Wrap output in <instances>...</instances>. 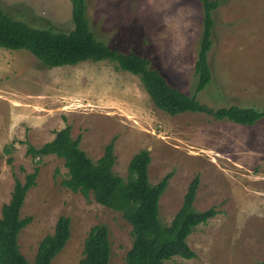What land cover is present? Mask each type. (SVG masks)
I'll list each match as a JSON object with an SVG mask.
<instances>
[{
	"label": "rangeland",
	"instance_id": "374dc122",
	"mask_svg": "<svg viewBox=\"0 0 264 264\" xmlns=\"http://www.w3.org/2000/svg\"><path fill=\"white\" fill-rule=\"evenodd\" d=\"M0 5L32 27L66 32L73 27L71 0H0ZM86 6L98 40L145 56L171 84L188 95L195 92L203 27L199 0H86ZM212 17L211 81L196 98L213 108L264 110V0H219ZM66 125L94 161L113 141L112 169L122 177L135 153L149 151V182L171 174L159 199L163 223L171 221L192 180L194 207H215L217 214L187 237L196 255L174 256L168 264H262L264 117L242 125L202 112L172 115L154 105L137 75L109 60L49 67L26 49L0 47V215L14 179L23 181L38 168L20 212L32 217L18 234L28 261L60 215L70 218V237L51 264H77L96 223L109 229L110 264H125L132 243L131 226L120 211L61 184L67 176L62 158L27 153L26 142L39 147Z\"/></svg>",
	"mask_w": 264,
	"mask_h": 264
},
{
	"label": "trees",
	"instance_id": "16d2710c",
	"mask_svg": "<svg viewBox=\"0 0 264 264\" xmlns=\"http://www.w3.org/2000/svg\"><path fill=\"white\" fill-rule=\"evenodd\" d=\"M199 1L203 6V27L194 64L197 80L192 95L171 84L145 56L133 51L124 52L98 40L89 26L86 0H71L73 27L67 32L32 27L13 18L0 5V47L26 49L49 67L73 65L87 59L109 60L117 69L137 75L154 105L166 113L202 112L215 119L242 125L254 124L264 117V110L234 104L213 108L196 98L197 93L211 81L207 53L212 45V11L219 5V0ZM79 142V137H71L70 126L66 125L55 130L54 137L39 147L26 142V151L33 158L48 154L62 158L67 169L62 185L79 192L87 200L92 196L96 203L121 212L131 226L132 235L125 264H168L166 261L174 256L191 259L196 255L189 247L187 237L196 226L215 216L217 210L214 206L204 210L194 207V180L189 183L171 221L163 223L159 216V199L171 174H165L155 184L149 182L150 154L147 149H141L132 156L126 177H122L112 169L115 163L113 141L105 145L103 154L95 161L81 149ZM37 172L35 167L23 181L15 178L10 198L1 206L0 264H51L70 237V218L60 215L53 232L39 241L32 262L21 252L18 234L32 217L21 216L20 212ZM110 254L109 229L104 223H96L84 239L82 257L77 264H110Z\"/></svg>",
	"mask_w": 264,
	"mask_h": 264
}]
</instances>
